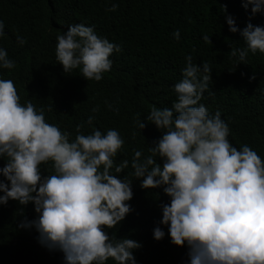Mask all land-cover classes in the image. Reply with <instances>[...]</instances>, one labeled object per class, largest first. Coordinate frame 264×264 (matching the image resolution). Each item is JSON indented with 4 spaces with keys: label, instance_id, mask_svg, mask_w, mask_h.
Returning <instances> with one entry per match:
<instances>
[{
    "label": "clouds",
    "instance_id": "9594fccd",
    "mask_svg": "<svg viewBox=\"0 0 264 264\" xmlns=\"http://www.w3.org/2000/svg\"><path fill=\"white\" fill-rule=\"evenodd\" d=\"M249 5L253 15L264 13V0H246L244 7ZM117 8L113 4L108 11ZM221 8L227 13L226 6ZM226 19L246 45L232 49L231 56L246 62L249 52L264 53V27L249 23L241 31L231 16ZM4 34L0 21V37ZM173 36L179 40V30ZM203 39L211 43L207 35ZM57 41L56 58L64 72L79 69L86 80L100 81L112 68L110 57L121 51L84 24L71 25ZM186 61L183 79L174 86L176 101L163 109L153 106L146 117L163 135L148 148L150 155L141 159L142 152L135 151L133 175L142 188H163L171 198L161 205V223L169 226L174 245L187 243L190 264H264V161L248 145L234 147L221 113L212 115L200 103L209 89L210 65L200 67L190 55ZM0 67H15L3 48ZM136 124L146 127L138 116ZM83 127L77 126L70 142L69 133L46 122L42 109L31 101L21 104L12 80L0 79V158L7 161L0 175L10 182L0 180V204H34L37 219H25L19 227H35L39 242L61 251L66 264H136L133 253L141 244L106 231L132 210V181L112 172L129 166L126 159L114 161L124 141L116 130L94 129L86 135ZM49 162L53 172L42 176L41 165ZM164 236L160 227L154 229L157 241Z\"/></svg>",
    "mask_w": 264,
    "mask_h": 264
},
{
    "label": "trees",
    "instance_id": "16d2710c",
    "mask_svg": "<svg viewBox=\"0 0 264 264\" xmlns=\"http://www.w3.org/2000/svg\"><path fill=\"white\" fill-rule=\"evenodd\" d=\"M246 0H0V21L4 36L0 48L15 63L13 69L0 67V79L14 82L21 104L31 101L43 110L46 122L69 133L75 140L77 126L82 134L94 129L119 132L123 147L115 164L128 160L122 173L132 181L131 212L109 235L130 238L141 244L133 255L136 264H190L187 243H172L169 226L161 223V205L170 204L163 188L144 189L133 175L135 151L142 157L163 132L146 120L151 108L171 107L177 96L174 86L183 79L186 57L202 67L210 65L209 89L200 103L210 114L217 111L230 129L229 141L238 150L248 145L264 161V53L249 52L246 62L230 55L246 47L240 33L227 24L231 16L242 31L249 23L264 27V13L253 15ZM117 4L116 11H108ZM221 6H226L227 13ZM84 24L96 34L121 47L110 57L112 68L100 81L86 80L79 69L64 72L56 58L57 37L71 25ZM179 30L180 39L173 36ZM207 35L211 43L203 37ZM22 37L25 43L18 42ZM255 76L253 80L252 77ZM93 109H96L94 112ZM137 116L146 123L136 124ZM89 117H93L88 124ZM163 165V160L156 157ZM6 159L0 158V168ZM51 162L41 165L42 176L52 174ZM0 180L9 183L2 175ZM4 193L0 192V196ZM35 206L9 200L0 204V264H66L64 254L39 242V233L20 228L22 221L37 219ZM165 236L157 241L154 229ZM107 264H115L109 260Z\"/></svg>",
    "mask_w": 264,
    "mask_h": 264
}]
</instances>
